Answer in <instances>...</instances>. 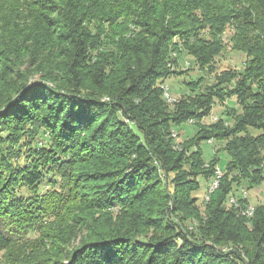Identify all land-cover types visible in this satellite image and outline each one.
I'll return each instance as SVG.
<instances>
[{
	"label": "trees",
	"instance_id": "obj_1",
	"mask_svg": "<svg viewBox=\"0 0 264 264\" xmlns=\"http://www.w3.org/2000/svg\"><path fill=\"white\" fill-rule=\"evenodd\" d=\"M227 28L248 60L237 87L222 86L232 75L205 90L192 79L197 92L171 107L161 83L178 71L172 54L207 67ZM35 89L59 98L57 108L35 102L43 120L12 107ZM228 95L242 112L229 106L178 149L173 126ZM0 124L21 126L18 139L0 132L7 264H264V202L247 217L248 199L229 201L264 181V0H0ZM36 124L48 133L41 146ZM211 138L225 140L230 161L202 206L200 177L210 183L219 165L200 147Z\"/></svg>",
	"mask_w": 264,
	"mask_h": 264
},
{
	"label": "rangeland",
	"instance_id": "obj_2",
	"mask_svg": "<svg viewBox=\"0 0 264 264\" xmlns=\"http://www.w3.org/2000/svg\"><path fill=\"white\" fill-rule=\"evenodd\" d=\"M233 33L234 31L232 30V28L226 29V31L222 36L224 49L217 57L214 58L213 62L210 63L207 67L200 68V65L197 64L194 57L185 49H183L182 51L177 50L172 54L173 58L176 60L174 63L173 62L170 63L171 68L173 71L175 70L178 71L173 72L171 76L169 75L168 77H166L164 81L161 83V87L164 90V97L166 98L168 104H170L171 107H173L174 103L180 100L182 96L193 95L197 92L191 90L188 86V82L192 79L195 80L200 77H203L204 82L202 86L199 88L205 90V88L208 87L209 85L214 87L219 84V82H217L216 79L217 74H220L219 75L220 79L223 77V75H227V76L232 75L233 77L231 76L230 77L233 79L229 83L224 84L222 86L227 88V91L233 90L234 88L237 87V83L240 82V80L243 78V71L245 70V66H247L248 60L244 52L233 48V44L230 41V38L232 37ZM35 77L36 76L32 77L33 80H35L34 79ZM166 90L168 91L169 95L172 98L170 97L168 99V97L165 94ZM25 94L26 95L24 96L23 100L22 97H20L21 99L17 100V103L14 102L13 104L15 105L12 106L13 110L15 108V110H17V112L20 113L21 116H23V112L25 113V111L32 110L31 113L32 119L34 120L46 119L47 115L42 114L39 106L35 105L36 103L43 102L44 99L48 100V103L44 104V107H47V105L50 104L54 106V108H57V106L60 105L59 104L60 102L58 101L59 98L57 100L55 99L56 98L55 96L47 93L45 94L44 92L42 93V91L36 89L34 91H29L28 93ZM26 99H30V100L28 101ZM103 99H108V98H103ZM236 99H237L236 96L228 95V97L225 98V102H221L220 100H217L213 106L211 113L201 119L197 118V120H194L195 123L192 122L190 119L182 122L179 126L178 125L173 126L172 135L175 137L176 147L178 149H182L181 141H183L188 137H193L197 129L204 127L210 128V126L213 123H215L217 120H219V118L221 117L226 118L224 112L226 108H228L229 106L230 107L234 106L237 108L239 112H242V108ZM43 103H45V101ZM65 112H67V109L65 110ZM51 119L53 120V118ZM21 121L22 120H20V122ZM59 121L61 122L62 120ZM228 122H232V120ZM0 126L3 127L4 125L0 124ZM20 127H21L20 125H17V127L14 128H12L11 126L8 127L15 131V136H16V137L14 136L15 139H18L21 135ZM34 127L36 129L29 128L28 130L30 132L38 133V136H42L38 138V140L36 141L38 142V146H41L45 143L44 138L48 135V133H46L45 128L39 124L34 125ZM5 129H0L1 134L6 135ZM251 130L252 132H256L252 128ZM5 138H6L5 141L7 142L6 144H7L8 152L11 153L12 149H14L13 150L14 154L20 156V151H18L19 149H17L16 147L18 143L15 141L8 140L7 136H5ZM225 144H226L225 140H217L214 138H211L208 141L202 140L200 142V147L202 149L203 157L205 158V160L210 161L213 158L217 157L219 164L218 166L221 169H225L230 161V155L227 152V150L224 148ZM24 146H26V144H24ZM30 146H35V144L33 145L31 144ZM26 148L27 150H31L29 147ZM4 153L6 158H7V154L10 157V153L7 152ZM27 158H28L27 155H22L20 160L13 159V162L14 164H17L19 161L21 163H26ZM10 160H12V158ZM200 182H201L200 188L194 193L199 197V203H201V205L203 206L202 202H204L203 200L206 199V195L210 197L211 193L210 194L207 193L209 182L204 177H200ZM243 188L244 191H247V197L249 201L250 199H256V197L259 196L261 198L259 199V202H264V181L260 185L253 188H248L247 185L244 184ZM243 188L239 189L236 192V194L234 193L235 197L239 198L241 195H243ZM256 194L258 195L256 196ZM89 222L92 223V221ZM194 225L195 223L191 224L190 227L192 228ZM91 232H92L91 227H88L87 225L81 230L79 229L76 238L72 240V245L74 243L77 244L83 236H87ZM28 251H31V249H29ZM5 254H6V249L0 250V264H7L5 260L6 259ZM117 257L120 258V255H117Z\"/></svg>",
	"mask_w": 264,
	"mask_h": 264
},
{
	"label": "bare ground",
	"instance_id": "obj_3",
	"mask_svg": "<svg viewBox=\"0 0 264 264\" xmlns=\"http://www.w3.org/2000/svg\"><path fill=\"white\" fill-rule=\"evenodd\" d=\"M165 94H166V96L168 97V99L171 97L170 95H169V93H168V91L166 90V92H165ZM172 98V97H171ZM191 121L192 122H194V119H191ZM195 123V122H194ZM221 168L218 166V167H216V169H215V173H214V175L212 176V178H220V176H221ZM223 174H224V171H223ZM212 178H211V180H210V183H209V185H208V188H207V193L208 194H210V193H212L213 191H212ZM220 186V182H218V187ZM216 190V189H215ZM214 190V191H215ZM246 193H247V191H245ZM241 197V196H240ZM209 198V197H208ZM238 197H235V195H234V193H233V195H231L230 196V199H229V201H230V204H233L235 207H240L241 205V202H239L238 200L239 199H237ZM243 198L244 199H248V197L247 196H243ZM206 199H207V196H206ZM242 208V213L244 214V215H246L247 217H251L252 215H253V213H254V211H255V205L254 204H252L251 202L250 203H248V204H246V206H244V207H241Z\"/></svg>",
	"mask_w": 264,
	"mask_h": 264
},
{
	"label": "built area",
	"instance_id": "obj_4",
	"mask_svg": "<svg viewBox=\"0 0 264 264\" xmlns=\"http://www.w3.org/2000/svg\"><path fill=\"white\" fill-rule=\"evenodd\" d=\"M223 176V169L221 170V176L220 178H212V191H214L215 189L218 188V182L221 181V177ZM207 196V200L210 199L208 198V195ZM243 196H247V193L244 191V188H243V195H241V198H243ZM241 198H237V199H241ZM243 207V206H242Z\"/></svg>",
	"mask_w": 264,
	"mask_h": 264
},
{
	"label": "crops",
	"instance_id": "obj_5",
	"mask_svg": "<svg viewBox=\"0 0 264 264\" xmlns=\"http://www.w3.org/2000/svg\"><path fill=\"white\" fill-rule=\"evenodd\" d=\"M257 195H258V194H256V196H257ZM259 199H261V198H260L259 196H257L256 199H250V202L256 204V203L259 202Z\"/></svg>",
	"mask_w": 264,
	"mask_h": 264
}]
</instances>
